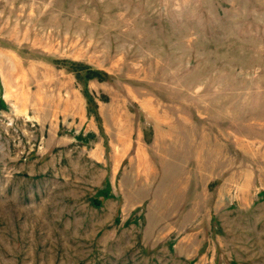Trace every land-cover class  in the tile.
<instances>
[{"label": "rangeland", "instance_id": "374dc122", "mask_svg": "<svg viewBox=\"0 0 264 264\" xmlns=\"http://www.w3.org/2000/svg\"><path fill=\"white\" fill-rule=\"evenodd\" d=\"M0 264H264V0H0Z\"/></svg>", "mask_w": 264, "mask_h": 264}]
</instances>
